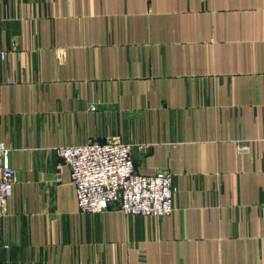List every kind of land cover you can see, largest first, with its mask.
<instances>
[{
  "label": "crops",
  "instance_id": "1",
  "mask_svg": "<svg viewBox=\"0 0 264 264\" xmlns=\"http://www.w3.org/2000/svg\"><path fill=\"white\" fill-rule=\"evenodd\" d=\"M0 52V264H264V0H0ZM89 141L173 212H81L57 148Z\"/></svg>",
  "mask_w": 264,
  "mask_h": 264
},
{
  "label": "built area",
  "instance_id": "2",
  "mask_svg": "<svg viewBox=\"0 0 264 264\" xmlns=\"http://www.w3.org/2000/svg\"><path fill=\"white\" fill-rule=\"evenodd\" d=\"M5 53L0 52L4 59ZM238 150H247L239 145ZM58 155L69 165L81 212H101L109 206L128 216L162 217L173 212L175 188L172 174L158 171L143 175L136 171L130 146L121 142L89 141L82 145L57 148ZM0 207L11 192L15 170L8 163V151L1 149Z\"/></svg>",
  "mask_w": 264,
  "mask_h": 264
}]
</instances>
